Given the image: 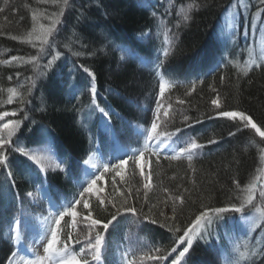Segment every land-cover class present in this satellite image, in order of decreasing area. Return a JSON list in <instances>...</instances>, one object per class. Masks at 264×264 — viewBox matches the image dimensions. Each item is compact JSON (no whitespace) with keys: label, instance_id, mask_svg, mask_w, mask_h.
Segmentation results:
<instances>
[{"label":"trees","instance_id":"1","mask_svg":"<svg viewBox=\"0 0 264 264\" xmlns=\"http://www.w3.org/2000/svg\"><path fill=\"white\" fill-rule=\"evenodd\" d=\"M6 1L10 4L0 0V8L4 9L0 12V61L9 60L12 56L27 61L37 54L39 46L33 47L31 43L20 39L12 40L11 36L24 37L31 30L33 12L51 14L59 12L60 6L42 3L41 0ZM234 1L196 0L200 5L199 10L192 13L189 23L181 22L177 28V23L181 21L178 10L193 0H158L152 6L142 5V0H69L58 30L50 38V46L46 45L48 58L41 57L39 67L31 63L23 66L15 61L0 63V111L17 109L16 117L23 121L18 133L19 144L28 148L36 147L50 138L56 152L65 160L66 173L57 171L46 177L40 175V180L46 179L54 194L68 195L72 191V180L79 176L83 159L93 148L91 135L99 134L97 123L100 115L93 110L90 93L93 80L84 68L95 74L96 102L113 111L111 120L119 139L128 147L134 145V138L139 140L132 124L150 125L158 95L156 74L148 66L141 65L139 57L152 59L161 54L163 32L167 28L171 30L170 34L178 37L174 39L169 56L161 58L164 59L166 78L175 84L166 93L165 104L170 102L173 105L168 109L173 115L168 130L183 128V115L186 114L193 119H203V123L185 129L183 136H195L201 143L215 137L219 143L207 145L203 153L194 158L195 173L188 169L186 159L169 162L161 156L160 174L154 175L155 189L148 193L147 201L142 188L139 199L129 200L138 210L143 209L141 216L150 217L148 221H138L139 233L150 241L151 248L159 247L162 252L170 250L180 233L174 234L168 226H161L167 225L168 221L159 216V212L163 210L171 217V202L166 207L164 201L169 194L183 192L185 188L189 190L184 193L187 204L183 211L178 209L181 225L189 222V217L194 218L202 206L223 207L238 203L233 181L243 186L256 174L258 167H264L259 159L264 143L254 131H236L233 123L226 119H204L205 115L210 114V100L216 95L211 91V85L217 89L227 109L244 110L258 125L264 127V68H254L245 75L238 63L236 48L230 51L219 38L225 9H229ZM253 9L256 12L258 8ZM43 21L49 23L48 20ZM145 33H149V36L141 38ZM119 47L128 48L138 57L122 60ZM57 52L60 53L61 61L43 76L38 75L47 60ZM76 52L81 54L74 55ZM225 54L230 55L229 58L226 59ZM220 64L222 66L218 68ZM214 68L218 70L208 75V71ZM9 77L12 79L9 80ZM29 77L35 79L34 87ZM137 77L141 78L143 91L133 87ZM221 77H224L223 81ZM200 80H203V84L199 83ZM192 81H196V89L186 96ZM30 87L31 94H28ZM9 88H16L22 94L11 104L7 103ZM177 98L185 99L186 103L179 105ZM20 99L24 102L21 103ZM229 132L236 134L230 137ZM8 155L15 184H11L6 179V173L0 171V264H6L13 251V246L4 237L6 225L13 218L21 195L32 186L33 175L29 170L30 162L25 157L11 150ZM134 185L139 186L138 177ZM164 189H168V192ZM110 191L109 181L106 192ZM256 203H260L259 199ZM109 211L113 210L110 208ZM253 211L246 209V215L250 216ZM225 215V220L210 229V236L194 242L187 256V264H224L221 260L223 255L229 259L235 257L227 243L226 234L230 233L233 224L231 217H239V214ZM94 216L105 218L108 213L97 208ZM130 217L133 216L127 214L121 217L119 224L109 229L107 238L112 241L121 239L128 229L127 220ZM152 218L157 219L158 223L152 224ZM65 221H62L64 231L75 233L76 229L70 227V218L66 217ZM260 228L264 231V221ZM79 229L81 235L85 234L83 224L79 225ZM258 232L256 229L253 233ZM257 245L259 242L254 245V250L259 253L264 248V241ZM74 246L77 249L80 247ZM249 257L241 264H264V253ZM170 259L161 264H170Z\"/></svg>","mask_w":264,"mask_h":264},{"label":"snow or ice","instance_id":"2","mask_svg":"<svg viewBox=\"0 0 264 264\" xmlns=\"http://www.w3.org/2000/svg\"><path fill=\"white\" fill-rule=\"evenodd\" d=\"M42 3H51L59 5V12L40 13L33 12L31 15L32 28L26 36L20 37L12 35V40H23L27 43H32L33 47L39 45L36 55L30 57L27 63H31L39 67L38 61L45 54V45H49L50 38L58 30V25L61 23V18L64 15L65 9L69 4V0H41ZM264 4V0H260ZM200 5L193 0L187 6H181L177 15L181 17V21L177 23L176 27H180V23L187 24L192 19V13L199 10ZM237 12L232 16H226V22L231 28L236 27V15L239 14L240 0H236ZM225 9V13L228 12ZM4 9L0 8V12ZM153 15H155L153 13ZM42 20H48L49 23H42ZM171 30L165 28L163 32V45L161 54L166 59L172 47L174 46V39L178 38L175 34H170ZM50 46V45H49ZM67 47V45H66ZM124 55L121 56L123 60L125 55L130 52L127 49H121ZM76 52L74 55H80ZM60 53L57 52L54 56L47 60L43 65V70L38 75L43 76L48 69H51ZM21 57L12 56L9 60L0 61V63L9 64L13 61L21 60ZM164 59H159L156 65V75L158 82V95L155 100V108L152 113L150 125L142 126L135 125L133 132L141 141L140 146L132 149H124L119 155H110L109 159L102 164L94 162V158L99 154L100 149L90 154L83 159L82 164L85 166L83 171L86 179L80 183V191L72 197L71 200H65L61 204H57L49 199L50 208L48 214L41 216L37 224H33L27 219L14 217L9 228V239L14 243L15 250L11 252L6 264H105V256L109 247L107 236L110 228H115L121 217L131 214L137 221L143 219L148 221V215L141 216L143 209H137L134 203H130V199H139L141 188L143 189V196L147 201L148 193L153 189V176H158L160 173L158 169L161 167V156L169 162L187 160V167L193 173L196 169L193 166V160L207 145H214L219 143L215 137L209 138L205 143L199 142L195 136H189L187 139L183 138L184 130L192 128L195 124L203 123V119L183 115V128L177 127L174 131L168 130V123L173 120V115L168 111L173 107L172 103L165 104L166 93L170 92L175 84L166 78L163 71ZM247 67L243 69L245 75L254 68H264V51L261 52L259 58H255L252 53L249 54ZM90 77L93 83L90 87L92 96L93 110L98 112L102 127L105 133H110L115 139V132L111 126V110L106 107H101L96 102L97 89L94 83L95 74L88 68L83 69ZM9 80L12 77L8 78ZM32 86H35V79L29 77ZM224 77H221V81ZM199 83L203 84V80ZM191 86L185 93L190 96L196 89V81L190 82ZM211 91L216 95L211 98L209 110L210 114L204 116V119H226L233 123L236 131H243L245 129L254 131L255 135L261 138V143H264V127L258 125L253 117L246 111L241 109H227L224 100L214 86H211ZM9 95L7 96V103H13L14 99L22 96L16 88H9ZM28 94H31V87L28 89ZM23 103V99H20ZM179 105L186 103L185 99L177 98ZM16 116V112L0 111V171L6 173V179L15 184L12 179V172L9 166L8 152L18 153L25 157L29 164V170L39 178L40 175L46 177L49 171H65L63 161L54 159L45 148L29 149L21 146L18 142V133L21 130L23 121L20 119H5L6 117ZM235 132H229V136H234ZM15 138V139H14ZM175 138V139H174ZM179 141V143H177ZM260 163L264 165V149H261ZM130 165V171L125 172L126 166ZM109 178L111 191L105 194V187L103 181L105 177ZM139 178V186H135L136 178ZM119 178V179H117ZM194 182V181H193ZM234 191L238 193L235 196L238 203H229L223 207H206L202 206L194 218L189 217V222L181 225L178 220V209L183 211L187 204V199L184 193L189 190L184 189L183 192L177 191L175 194H169L165 199L164 204L167 207L169 201L172 216L168 217L163 210L159 212V216L164 217L168 221L167 225L170 232L180 233L176 236L174 246L170 250L162 252L159 247L149 248L147 250L136 249L131 246L120 251V264H161V262L169 261L170 264H187V256L193 248L194 242L203 240L211 235L210 229L219 222L225 220V214L234 213L239 214V217H231L233 224L241 226L250 225L249 231L254 232L260 227V222H257L254 217L246 215V209H252L259 215L260 220L264 221V167H258L256 174L250 181L241 185L238 181H233ZM124 186V187H121ZM133 188L135 191L133 192ZM168 192V189H164ZM46 192L43 184L40 185L37 192L29 191L26 193L27 197L31 198L33 202H37L40 198V193ZM119 194V195H117ZM18 195V194H17ZM259 199L260 203H256ZM155 207V205H153ZM100 209L108 216L100 218L94 216L96 209ZM113 211H109V209ZM151 212V209H149ZM70 218V227L76 229L73 231H64L62 221L65 218ZM152 224L158 223L157 219L150 220ZM67 224L68 222L65 221ZM85 226L86 232L81 235L79 225ZM29 232L35 233L33 239L25 247L24 240ZM74 245H80L77 249ZM181 245H183L181 249ZM42 247L43 253L40 254L36 249ZM245 244V248H247ZM180 249V250H178ZM264 253V248H261L259 253L255 250L251 255ZM173 254H175L173 256ZM17 257L19 260L17 261ZM249 253L243 251L239 253V260L245 261L249 259Z\"/></svg>","mask_w":264,"mask_h":264},{"label":"rangeland","instance_id":"3","mask_svg":"<svg viewBox=\"0 0 264 264\" xmlns=\"http://www.w3.org/2000/svg\"><path fill=\"white\" fill-rule=\"evenodd\" d=\"M4 2L10 4V2H7L6 0H4ZM157 3H158V0H142L141 4L146 5V6H152V5L157 4ZM255 7L258 8L256 12H254V9H253ZM169 9H170V7L168 8V10ZM168 10H166V11H168ZM236 12H237V7H236V0H235L233 2V4L229 7L228 12L225 13V15H224L223 22H222L220 30H219V38L221 40L220 42L224 45V47H228L230 51L233 50L234 48H236V50L238 51L237 52L238 63L240 65V67L242 69H244L245 67L248 66L247 61L249 60L250 52L252 53V55L255 58H259L261 52L264 51V4H261L260 0H240L239 14L236 15V20H235L236 27L233 29V28L228 26V23L226 22L225 17L226 16L230 17L233 15V13H236ZM26 35H27V33L25 34V36ZM27 44H30V43H27ZM38 46L39 45L37 44V47ZM45 49H46V52H45V54H42V58L47 59L48 58V50H47L46 45H45ZM225 55H227V57L225 56L226 59L229 58V56H230L228 54H225ZM130 56H131V54L128 53L127 55H125V58L128 59V57H130ZM61 59H62L61 56H59V59H57L54 64L56 65L58 62L61 61ZM139 59H142L144 64L147 62H149V64L154 65V66L158 64V57L153 59V60H149L146 58H139ZM27 61L18 60L15 62H17V63L19 62L23 66H25L27 64ZM224 62L225 61L223 60L222 63H224ZM66 63L67 62H65V64ZM140 79L141 78H138V77L135 78V82L133 84V87L141 88V90L143 91L144 88L142 86L143 84L141 83ZM9 112H16V116H17V109L11 108L9 110ZM16 116L6 117L5 119L6 120L7 119H17L18 117H16ZM100 126H101V129L103 131L102 122H101ZM106 134L109 135V138H110L109 142H108L109 145H107V148L109 149L112 147V145L114 146L111 149L110 155H119L120 152L122 150H124V148L116 141V138L113 139V136L110 133H106ZM177 143H179V142L177 141ZM41 147L45 148L47 150V152L50 153V155L54 159L59 160L56 153L52 149V145H51L50 141H47V143H45V144L43 143L41 146H38L35 148H29V149H36V148H41ZM110 155L104 156L105 157L104 161L100 157L99 154L96 156L95 159H96L97 163L102 164L105 162V160L109 159ZM56 171H59V170H56ZM56 171H49L48 173H51V172L54 173ZM129 171H130V165L126 166V168H125L126 175ZM83 178H84V180L86 179L85 173H84ZM117 179H119V178H117ZM102 183H103V186L105 187V190H106L107 185L109 183V178L106 176L105 180ZM153 183H154V176L152 179V184ZM154 189L155 188H153L152 190H154ZM106 193L107 192L105 191V194ZM37 207L38 208L40 207L42 212H40L38 214H36V213L29 214V217H31L30 221L33 224H37L39 221V218L41 216L48 214V205H47V208L43 207V206H37ZM0 211H1V209H0ZM169 216H171V215H169ZM250 217H254L255 220L257 222H260V225H261L262 221L260 220L259 215L256 214L254 211L251 213ZM127 227H130V228L136 227V225L134 224L133 220H129V221H127ZM249 227H250V225H245V226L236 225L235 226L234 224H232L230 227V230H229L230 233L226 234L227 235V243L229 245V248L231 249L232 253L235 255V257H233V259H232V262L229 264H239L238 261H239V253L240 252L247 251L249 253V255H251V252L254 250V245H256L257 242H259V245H261L262 242L264 241V231H262L263 229H261L260 227L257 228L259 231L257 234V233H253L252 231H249L248 230ZM34 236H35V233H32V236H30V239L32 240ZM130 242H131V244H134V247H137V246L144 245L148 241L138 238L137 233H134V235H132V237L129 236L127 238V243L125 246L130 244ZM245 244H247V246H248L247 248H245ZM259 245H257V246H259ZM117 247L119 249L123 248V243L119 242V241H115L114 242V248L117 249ZM36 251H38L40 254L43 253L42 247H38ZM16 259L18 261L19 257H17Z\"/></svg>","mask_w":264,"mask_h":264},{"label":"bare ground","instance_id":"4","mask_svg":"<svg viewBox=\"0 0 264 264\" xmlns=\"http://www.w3.org/2000/svg\"><path fill=\"white\" fill-rule=\"evenodd\" d=\"M128 56H129V55H128ZM94 162H96L95 158H94ZM62 195H64V194H62Z\"/></svg>","mask_w":264,"mask_h":264}]
</instances>
